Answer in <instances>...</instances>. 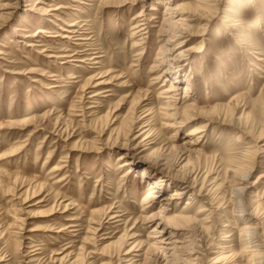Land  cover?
Masks as SVG:
<instances>
[{
    "label": "rangeland",
    "instance_id": "obj_1",
    "mask_svg": "<svg viewBox=\"0 0 264 264\" xmlns=\"http://www.w3.org/2000/svg\"><path fill=\"white\" fill-rule=\"evenodd\" d=\"M0 264H264V0H0Z\"/></svg>",
    "mask_w": 264,
    "mask_h": 264
},
{
    "label": "bare ground",
    "instance_id": "obj_2",
    "mask_svg": "<svg viewBox=\"0 0 264 264\" xmlns=\"http://www.w3.org/2000/svg\"><path fill=\"white\" fill-rule=\"evenodd\" d=\"M212 1H214V0H212ZM210 4H206V8H208V9H210ZM207 10V9H206ZM143 25V24H142ZM64 57V56H63ZM175 62L176 61V59H172V62ZM103 85V83H100V84H97L95 87H100V86H102ZM88 92V91H87ZM170 92H172L171 90H168L167 91V93H170ZM167 99H170V97L169 98H167ZM167 106H171V105H167ZM145 132V131H144ZM143 132V134H145ZM195 132H197V131H195ZM197 133H199V132H197ZM196 133V134H197ZM201 133V132H200ZM193 135H195V134H193ZM141 136H139L138 138H140ZM149 138V137H148ZM136 139H137V137H136ZM145 140H143V141H140V143H138L137 145L139 146V147H145L146 146V143H145V141H146V138H144ZM145 143V144H144ZM148 143H149V141H148ZM148 146H149V144H148ZM146 148V147H145ZM123 159H124V157H122ZM121 158V159H122ZM130 165H132L131 163H130V160L129 161H126V162H124V165H123V167H129ZM162 186V185H161ZM156 190V189H155ZM173 196H177V193L175 194L174 193V195ZM148 198L149 199H154V198H157L156 196H155V194H153V195H149L148 196ZM172 200H173V198H171ZM206 211V210H205ZM112 219V218H111ZM113 219H114V217H113ZM168 228H170L169 226H162V225H160V226H158V227H156L154 230H153V236H156V237H154V238H159L160 237V235L161 234H164V233H167V231H168ZM166 244L167 243V245L168 244H170V242L168 241V242H163V241H160V242H157V244ZM129 253H130V251H129ZM128 253V254H129Z\"/></svg>",
    "mask_w": 264,
    "mask_h": 264
}]
</instances>
